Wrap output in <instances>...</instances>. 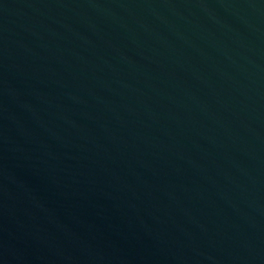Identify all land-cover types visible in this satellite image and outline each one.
<instances>
[{
    "label": "water",
    "instance_id": "95a60500",
    "mask_svg": "<svg viewBox=\"0 0 264 264\" xmlns=\"http://www.w3.org/2000/svg\"><path fill=\"white\" fill-rule=\"evenodd\" d=\"M0 264H264V0H0Z\"/></svg>",
    "mask_w": 264,
    "mask_h": 264
}]
</instances>
